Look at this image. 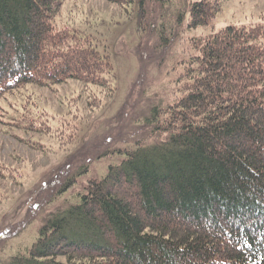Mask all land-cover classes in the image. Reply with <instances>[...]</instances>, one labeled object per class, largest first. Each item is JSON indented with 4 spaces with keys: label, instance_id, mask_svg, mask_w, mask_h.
<instances>
[{
    "label": "trees",
    "instance_id": "16d2710c",
    "mask_svg": "<svg viewBox=\"0 0 264 264\" xmlns=\"http://www.w3.org/2000/svg\"><path fill=\"white\" fill-rule=\"evenodd\" d=\"M64 1L0 0V100L69 80L91 107L114 95L107 52L59 27ZM222 5L191 1L189 26L208 25ZM192 45L179 95L153 111L158 140L90 179L5 264H264V23L229 24Z\"/></svg>",
    "mask_w": 264,
    "mask_h": 264
},
{
    "label": "rangeland",
    "instance_id": "374dc122",
    "mask_svg": "<svg viewBox=\"0 0 264 264\" xmlns=\"http://www.w3.org/2000/svg\"><path fill=\"white\" fill-rule=\"evenodd\" d=\"M193 0L120 7L105 0H65L59 27L76 29L110 57L116 91L91 107L77 80L28 86L0 100V264L30 247L47 219L77 201L90 179L119 165L126 150L158 140L155 108L184 82L192 39L229 24L264 23V0H223L206 26H189Z\"/></svg>",
    "mask_w": 264,
    "mask_h": 264
}]
</instances>
